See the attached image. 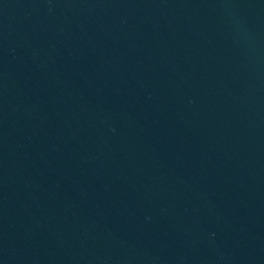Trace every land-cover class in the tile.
I'll return each mask as SVG.
<instances>
[{
    "label": "water",
    "instance_id": "95a60500",
    "mask_svg": "<svg viewBox=\"0 0 264 264\" xmlns=\"http://www.w3.org/2000/svg\"><path fill=\"white\" fill-rule=\"evenodd\" d=\"M0 264H264V0H0Z\"/></svg>",
    "mask_w": 264,
    "mask_h": 264
}]
</instances>
